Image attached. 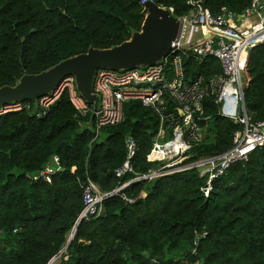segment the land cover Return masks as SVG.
<instances>
[{"label": "trees", "instance_id": "1", "mask_svg": "<svg viewBox=\"0 0 264 264\" xmlns=\"http://www.w3.org/2000/svg\"><path fill=\"white\" fill-rule=\"evenodd\" d=\"M153 1L177 17L192 8L189 0ZM200 1L217 14L240 13L252 0ZM143 10L140 0H0V87L130 39L141 30ZM183 62L189 78L220 71L213 57ZM244 102L253 120H264V42L249 52ZM20 103L0 109V264H48L68 241L89 181L109 193L156 167L146 155L159 119L128 100L123 119L95 136L91 111L81 113L67 87L48 106L39 97ZM203 108L202 138L186 161L226 151L241 129L218 112L213 96ZM128 137L136 144L133 172L118 177ZM54 156L62 170L50 182L34 180ZM207 177L191 168L132 181L104 197L102 211L78 223L58 264H264V149L231 164L205 194Z\"/></svg>", "mask_w": 264, "mask_h": 264}, {"label": "built area", "instance_id": "2", "mask_svg": "<svg viewBox=\"0 0 264 264\" xmlns=\"http://www.w3.org/2000/svg\"><path fill=\"white\" fill-rule=\"evenodd\" d=\"M140 1L144 5L148 0ZM188 3L192 6L191 10L183 16H175L179 22L178 32L171 43V50L160 61L144 68L96 71L92 85V92L98 98L96 108L89 107L83 96L77 93L73 76L64 77L51 95L39 98L42 106H48L67 87L75 107L84 114L91 111L95 136L102 126L123 119V105L128 100H139L159 119L158 132L146 155L147 161L156 164V167L148 173L132 177L109 193L100 192L89 181L83 187L84 206L73 231L81 220H88L102 211L104 197L116 193L132 181L197 168L201 175H208L202 188L207 194L212 180L223 174L231 164L246 159L256 149H264V120H253L244 102L249 52L264 42V0H252L240 13L222 8L217 14H213L200 0H189ZM161 7L174 16L172 7ZM185 56L199 60L213 57L218 61L220 71L208 77L198 74L189 78L184 68ZM207 96H213L218 112L240 123L241 129L234 133L232 144L226 151L186 161L191 149L202 138L201 122L206 118L203 100ZM21 107L20 102H14L0 109L7 111ZM135 149V141L128 137L127 154L115 170L116 176L133 172L130 158ZM61 170L59 158L54 156L51 165L42 168L32 178L50 182L52 175Z\"/></svg>", "mask_w": 264, "mask_h": 264}, {"label": "water", "instance_id": "3", "mask_svg": "<svg viewBox=\"0 0 264 264\" xmlns=\"http://www.w3.org/2000/svg\"><path fill=\"white\" fill-rule=\"evenodd\" d=\"M143 11L145 18L141 30L134 33L131 39L111 48H91L86 53L59 62L46 71L24 75L14 86L0 87V107L51 95L64 77L73 76L79 93L88 103H94L96 108L98 98L92 92V85L97 70H125L153 65L171 50V43L179 28L177 18L167 9L149 0L144 4ZM73 235L72 228L66 245L57 256L66 251ZM152 256L153 252H150V257ZM199 264H203L202 259Z\"/></svg>", "mask_w": 264, "mask_h": 264}, {"label": "rangeland", "instance_id": "4", "mask_svg": "<svg viewBox=\"0 0 264 264\" xmlns=\"http://www.w3.org/2000/svg\"><path fill=\"white\" fill-rule=\"evenodd\" d=\"M131 39V38H130ZM74 78V77H73ZM76 82H75V78H74V87L76 88ZM70 236V234H68V237ZM60 256H56L55 258H53V260L51 261V263L50 264H58V262H59V260H60V258H59Z\"/></svg>", "mask_w": 264, "mask_h": 264}, {"label": "bare ground", "instance_id": "5", "mask_svg": "<svg viewBox=\"0 0 264 264\" xmlns=\"http://www.w3.org/2000/svg\"><path fill=\"white\" fill-rule=\"evenodd\" d=\"M52 260H53V259H52ZM52 260H51V261H52ZM51 261H50V263H51ZM50 263H49V264H50Z\"/></svg>", "mask_w": 264, "mask_h": 264}]
</instances>
